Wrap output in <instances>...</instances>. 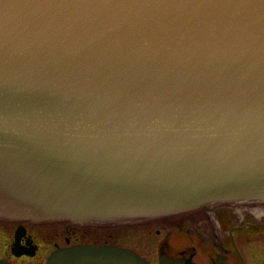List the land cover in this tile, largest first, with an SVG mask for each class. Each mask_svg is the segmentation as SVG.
<instances>
[{
  "label": "water",
  "instance_id": "95a60500",
  "mask_svg": "<svg viewBox=\"0 0 264 264\" xmlns=\"http://www.w3.org/2000/svg\"><path fill=\"white\" fill-rule=\"evenodd\" d=\"M225 203H264V0H0V220ZM46 264L151 263L74 245Z\"/></svg>",
  "mask_w": 264,
  "mask_h": 264
},
{
  "label": "flooded vegetation",
  "instance_id": "af4514ba",
  "mask_svg": "<svg viewBox=\"0 0 264 264\" xmlns=\"http://www.w3.org/2000/svg\"><path fill=\"white\" fill-rule=\"evenodd\" d=\"M180 216L182 217L176 222L175 227H172L183 235L177 246L173 247L168 242L167 226H162L165 234H162L160 229L155 230L157 236L161 235L157 244L158 256L166 254L169 258L182 260L184 264H264V203L214 204L181 213ZM161 219L148 222L155 224ZM54 222L64 233V243L60 245L49 239L48 245H51L52 249L42 259L39 257L41 244L40 238L37 240L36 237L38 231L36 228L43 223L0 220V236L3 237L4 245L0 252V260L10 264H40L42 260V264H45L49 254L61 247L118 246L110 241V235L101 243L92 240L93 236L87 232L98 225H80L70 221ZM107 225L113 228L117 224ZM56 235L58 236L57 233ZM16 236L19 238L16 245L20 246L22 251H27L21 256L13 254ZM43 239L45 240L41 238ZM171 249L174 253H170Z\"/></svg>",
  "mask_w": 264,
  "mask_h": 264
},
{
  "label": "rangeland",
  "instance_id": "374dc122",
  "mask_svg": "<svg viewBox=\"0 0 264 264\" xmlns=\"http://www.w3.org/2000/svg\"><path fill=\"white\" fill-rule=\"evenodd\" d=\"M181 217L182 216L178 215L171 219L160 221L155 224L130 222L117 224L113 228L108 225H98L97 227L90 228L89 232L87 233H90L93 236L92 240L95 241V243H101L104 238H107L110 235L111 242L121 247L130 248L134 250L138 255L143 256L149 262L157 264V257L160 256L157 255V244L161 235L157 236L155 230L160 229L162 230V234H165L164 228L162 226H167L166 230L168 233L166 234L168 242L173 247L177 246V243L181 241L183 235L179 233L178 229L172 227H175L176 222H178ZM36 229L38 230L36 231V237L37 240L38 238H40L39 242L41 244L39 257H42V259L46 257L49 250L52 249L51 245H48L49 239L58 242L60 245L64 243V233L62 230H60V228H58L56 222L39 224ZM56 233L58 234V236L56 235ZM41 238H45V240H41ZM2 239L3 237L0 236V252L2 251V248L4 246ZM170 253H174V250L171 249ZM41 261L40 264H42Z\"/></svg>",
  "mask_w": 264,
  "mask_h": 264
}]
</instances>
